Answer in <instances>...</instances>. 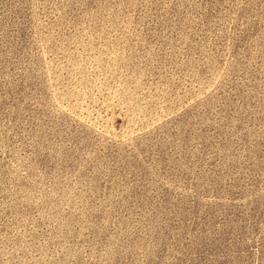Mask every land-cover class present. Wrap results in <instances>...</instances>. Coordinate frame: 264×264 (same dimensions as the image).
Returning <instances> with one entry per match:
<instances>
[{"label":"rangeland","instance_id":"obj_1","mask_svg":"<svg viewBox=\"0 0 264 264\" xmlns=\"http://www.w3.org/2000/svg\"><path fill=\"white\" fill-rule=\"evenodd\" d=\"M0 264H264V0H0Z\"/></svg>","mask_w":264,"mask_h":264}]
</instances>
